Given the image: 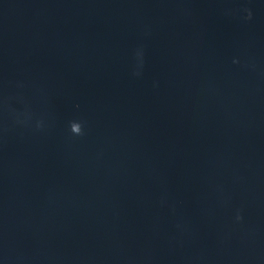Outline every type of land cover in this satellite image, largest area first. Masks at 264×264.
Here are the masks:
<instances>
[{"label":"water","instance_id":"1","mask_svg":"<svg viewBox=\"0 0 264 264\" xmlns=\"http://www.w3.org/2000/svg\"><path fill=\"white\" fill-rule=\"evenodd\" d=\"M0 264H264V0H0Z\"/></svg>","mask_w":264,"mask_h":264},{"label":"clouds","instance_id":"2","mask_svg":"<svg viewBox=\"0 0 264 264\" xmlns=\"http://www.w3.org/2000/svg\"><path fill=\"white\" fill-rule=\"evenodd\" d=\"M71 131L77 135L82 134V125L78 122H72ZM241 218L242 217H238V219H241Z\"/></svg>","mask_w":264,"mask_h":264}]
</instances>
